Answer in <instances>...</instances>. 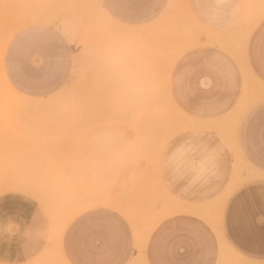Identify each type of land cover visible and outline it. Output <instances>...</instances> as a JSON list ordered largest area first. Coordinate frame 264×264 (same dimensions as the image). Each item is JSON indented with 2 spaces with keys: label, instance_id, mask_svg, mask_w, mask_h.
<instances>
[{
  "label": "rangeland",
  "instance_id": "rangeland-1",
  "mask_svg": "<svg viewBox=\"0 0 264 264\" xmlns=\"http://www.w3.org/2000/svg\"><path fill=\"white\" fill-rule=\"evenodd\" d=\"M206 16L229 23L215 33L216 25L200 22ZM263 21L264 0H0V264H61L63 230L99 207L129 218L142 239L174 215L219 218L212 206L190 199L205 195L208 178L264 173L179 166L188 157L174 158L173 132L189 129L200 140L204 125H190L174 109L169 75L201 41H247ZM34 28L55 30L76 50L66 84L42 98L20 93L7 75L14 41ZM188 177L191 183L174 194L169 180ZM9 182L29 187L12 183L10 191ZM6 256L23 262L5 263Z\"/></svg>",
  "mask_w": 264,
  "mask_h": 264
},
{
  "label": "crops",
  "instance_id": "crops-1",
  "mask_svg": "<svg viewBox=\"0 0 264 264\" xmlns=\"http://www.w3.org/2000/svg\"><path fill=\"white\" fill-rule=\"evenodd\" d=\"M119 15L133 18L121 12ZM200 22L212 28L216 25L218 33L229 23V17L206 16ZM75 51L53 29L25 31L14 41L7 57L8 78L26 96L52 95L68 81ZM169 82L174 109L204 125L203 131L197 132L204 137L200 140L193 139L189 129L173 132L174 158L177 153L188 157L180 167H235L264 173V21L247 41H201L174 62ZM224 122H228L226 129L219 127ZM193 152H197L196 159H192ZM191 180L171 178L172 192L180 193ZM207 184L203 197L190 199L212 206L213 212H220L219 218L174 215L142 239L126 216L110 208H95L79 214L63 230L61 264L264 261V175L220 174L209 177ZM40 248L28 257L30 262L38 259ZM4 262L23 261L6 256Z\"/></svg>",
  "mask_w": 264,
  "mask_h": 264
},
{
  "label": "bare ground",
  "instance_id": "bare-ground-1",
  "mask_svg": "<svg viewBox=\"0 0 264 264\" xmlns=\"http://www.w3.org/2000/svg\"><path fill=\"white\" fill-rule=\"evenodd\" d=\"M6 1H7V0H6ZM32 1H33V0H32ZM43 1H44V0H43ZM52 1H53V0H52ZM62 1H63V0H62ZM68 1H69V0H68ZM70 1H71V0H70ZM30 2H31V1H30ZM46 2H47V1H46ZM54 2H55V0H54ZM60 2H61V1H60ZM51 3H52V2H51ZM63 3H65V1H64ZM7 4H8V3H7ZM31 4H32V3H31ZM53 5H54V4H53ZM26 6H27V5H26ZM43 6H44V4H43ZM57 6H58V5H57ZM8 7L10 8V6H8ZM14 7H15V6H14ZM36 7H37V5H36ZM55 7H56V6H55ZM71 7H72V6H71ZM41 8H42V7H41ZM25 9H27V8H25ZM62 9H63V8H62ZM12 10H13V9H12ZM10 12L12 13L11 16H13V12H12L11 10H10ZM10 12H9V13H10ZM11 13H10V14H11ZM67 14H68V13H67ZM186 14H187V13H186ZM51 15H52V14H51ZM6 16H8V15H6ZM57 16H58V15H57ZM8 18H9V17H8ZM12 18H13V17H12ZM54 19H56V18H54ZM10 20H11V22H12L11 17H10ZM259 21H260V20H257V21L252 25V28H253V26H255ZM137 29H139V28H137ZM10 30H11V29H10ZM132 30H134V32H133ZM132 30H131V28H130L129 30H127V31L124 30V31H126V32H128V33H129V32H131V33H135V32H137L136 28H135V29L133 28ZM135 30H136V31H135ZM141 31H142V30H141ZM141 31H140V32H141ZM10 32H11V31H10ZM138 32H139V31H138ZM128 33H127V34H128ZM131 36H132V35H131ZM131 36L129 35L128 37H131ZM198 37H199V36H198ZM131 38H133V37H131ZM244 39H247V38L245 37ZM244 43H245V42H244ZM115 44H117V43H115ZM241 44H243V43H241ZM112 45H113V44H112ZM241 47H242V46H241ZM242 49H243V48H242ZM139 57H140V56H139ZM143 58H144V57H143ZM143 58H142V59H143ZM127 59H128V58H127ZM134 59H135V58H134ZM144 67H145V66H144ZM127 69H128V68H127ZM146 69H147V68H146ZM146 71H147V70H146ZM126 73H127V72H126ZM129 74H130V73H129ZM129 74H128V76H130ZM155 75H156V74H155ZM140 76H141V75H140ZM2 77H3V76H2ZM132 77H133V76H132ZM151 77H152V76H151ZM3 79H4V78H3ZM148 80H149V79H148ZM128 81H129V80H128ZM130 83H131V82H130ZM138 84H139V83H138ZM128 85H129V84H128ZM139 85H141V84H139ZM130 86H131V85H130ZM124 88H125V87H124ZM127 89H128V88H127ZM128 92H129V91H128ZM3 95H4V94H3ZM125 95H126V93H125ZM120 96H121V95H120ZM128 96H129V95H128ZM0 98H1V97H0ZM126 98H127V97H126ZM126 98H125V99H126ZM7 99H8V98H7ZM7 99H6V100H7ZM122 99H123V98H122ZM129 99H130V97H129ZM114 100H115V99H114ZM142 102H143V101H142ZM0 104H1V103H0ZM11 104H12V103H11ZM11 104H10V105H11ZM92 104H93V103H92ZM101 105H102V104H101ZM104 105H105V104H104ZM104 105H103V106H104ZM77 106H78V105H77ZM0 107H2V106H0ZM95 107H96V106H95ZM97 107H98V106H97ZM3 108H4V107H3ZM9 108H10V107H9ZM18 108H20V107H18ZM132 108H133V107H132ZM23 109H24V108H23ZM76 109H77V108H76ZM104 109H105V108H104ZM20 110H21V109H20ZM107 110H108V109H107ZM16 111H17V109H16ZM88 111H89V110H88ZM88 111H87V112H88ZM100 111H101V110H100ZM113 111H114V110H113ZM118 112H119V111H118ZM188 120H189V119H188ZM190 121L193 122L192 120H189L188 122H190ZM191 122H190V123H191ZM192 124H193V123H191L190 125H192ZM194 126H195V123H194ZM12 183L16 186V188H17V186H20V187H21V186H24V187H25V184L23 185V184L21 183V184H22V185H21V184H19V182H17V183H16V182H11V183L9 182V184H12ZM13 184H12V187H10V188H12V190H10V191H15V189H13V187H14ZM0 186H1V185H0ZM20 187H19V188H20ZM24 187H23V189H24ZM26 187H29V186H26ZM26 187H25V188H26ZM19 188H18V189H19ZM26 189H27V188H26ZM28 189H29V188H28ZM19 190H20V192H21V191H22V192L25 191V190L23 191V190H21V189H19ZM17 191H18V190H17ZM29 191H30V189H29ZM27 192H28V191H27ZM30 192L32 193V190H31ZM0 193H1V192H0ZM31 193H30V194H31ZM33 193H35V192L33 191ZM33 193H32V194H33ZM28 194H29V193H28ZM35 195H36V194H35ZM35 195H34V196H35ZM39 195H42V194H39ZM42 196L45 198L44 195H42ZM42 196H41V198H42ZM46 199H47V198H46ZM93 199H95V198H93ZM93 199L91 198V201H92ZM96 199H97V201L99 202V200H100L101 198H100V199H99V198H96ZM44 200H45V199H44ZM102 201H103V202L106 201V203H107V200H104L103 198L101 199V204H104L105 202L103 203ZM47 202L49 203V201H47ZM86 202H87V206L92 205V204L88 205L89 202H88V201H86ZM86 202H85V203H86ZM44 203H45V201H44ZM85 203H84V204H85ZM92 203H93V205L96 204V202H94V200L92 201ZM99 203H100V202H99ZM106 203H105V204H106ZM109 203H110V202H109ZM49 204H50V203H49ZM82 204H83V203H82ZM84 204H83V205H84ZM44 205H45V204H44ZM50 205H51V204H50ZM80 205H81V204H80ZM80 205H79V206H80ZM83 205H82V207H80V208L86 207V204H85L84 206H83ZM47 206H49V205L47 204ZM50 208H52V207H50ZM74 208H75V210H77V208L79 209V207H77V208H76V207H73V209H74ZM47 210H48V207H47ZM50 210H51V209H50ZM50 217H51V216H50ZM54 218H55V216H53L52 219H54ZM52 221H53V220H52ZM54 221H55V220H54ZM51 237H53V236H51ZM58 245H59V244H58ZM50 246H51V245H50ZM54 248H55V247H54ZM50 249H51V251H52V248H50ZM49 252H50V251H49ZM58 253H59V251H58ZM58 253L56 252L55 254L58 255ZM53 254H54V253H53ZM55 254H54V255H55ZM51 255H52V254H51ZM58 256H59V255H58Z\"/></svg>",
  "mask_w": 264,
  "mask_h": 264
}]
</instances>
